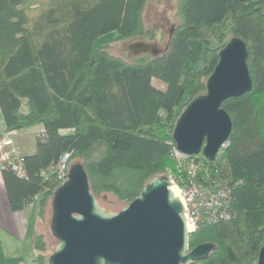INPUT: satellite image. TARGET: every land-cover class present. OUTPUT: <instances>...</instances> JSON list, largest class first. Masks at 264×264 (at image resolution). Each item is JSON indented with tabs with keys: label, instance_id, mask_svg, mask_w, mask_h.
I'll return each mask as SVG.
<instances>
[{
	"label": "trees",
	"instance_id": "trees-1",
	"mask_svg": "<svg viewBox=\"0 0 264 264\" xmlns=\"http://www.w3.org/2000/svg\"><path fill=\"white\" fill-rule=\"evenodd\" d=\"M146 1L0 0L6 131L43 127L35 153L24 155L27 177L2 171L9 206L20 211L37 200L39 226L61 184L48 169L64 154L67 171L73 161L82 165L94 196L126 205L156 176L196 184L205 196L224 189L228 218L200 220L188 251L204 243L214 248L190 264H257L264 245V0H179L166 51L131 61L111 55V45L124 40H164L144 24ZM223 21L228 40L246 44L252 89L222 102L232 128L215 159L188 155L181 168L173 129L187 104L206 93L228 41L210 48V30ZM102 36L109 38L93 51ZM31 245L38 264H47L45 236L36 234Z\"/></svg>",
	"mask_w": 264,
	"mask_h": 264
},
{
	"label": "water",
	"instance_id": "water-1",
	"mask_svg": "<svg viewBox=\"0 0 264 264\" xmlns=\"http://www.w3.org/2000/svg\"><path fill=\"white\" fill-rule=\"evenodd\" d=\"M173 28L169 31V39ZM169 46L167 42L163 51ZM127 49L137 55L157 56L154 44L134 42ZM219 61L206 82V93L193 99L176 120L172 138L185 155L200 152L213 161L231 132L228 113L221 107L228 98L250 92L245 42L231 38L218 52ZM52 236L57 240L48 264H190L205 259L210 243L188 251L182 202L170 191L167 177H152L141 194L118 213H104L92 194L80 163L68 169L67 180L51 200ZM257 264H264V245Z\"/></svg>",
	"mask_w": 264,
	"mask_h": 264
},
{
	"label": "rangeland",
	"instance_id": "rangeland-1",
	"mask_svg": "<svg viewBox=\"0 0 264 264\" xmlns=\"http://www.w3.org/2000/svg\"><path fill=\"white\" fill-rule=\"evenodd\" d=\"M178 3L179 0H147L146 1V5L143 12V20L145 26L149 29L150 28L157 29L159 33L164 34V40L159 42H151L149 44L156 45L157 48H159L161 51L164 50L168 42L170 29L172 28L174 29L175 22H173L172 20V15L177 11ZM230 37H231V33L226 21L213 25L210 30L209 47L213 49L220 47ZM107 38H109V36H102L101 38H99L97 42H95V44L93 45V51H95V49L99 47L101 42H103ZM134 42H145V40L134 38V39H128L118 43H114L109 48V53L113 56L131 61L135 57L127 49V46L131 45ZM152 83L155 87L161 89L164 88V85L157 80H153ZM36 134L38 133H35L34 135ZM183 160H184L183 158L177 159V165L180 166L181 168H183L185 164ZM72 163L73 164L77 163V161H73ZM71 165L72 164H70V166ZM168 179L169 181L171 180V178ZM62 184L63 183H61L60 185ZM170 186H176L180 191V196L182 200L184 201V203H187L184 193L181 190V186L177 185L175 181H170ZM95 199L97 201L99 209L104 213H109V214L118 213L126 206V204L118 202L114 196L109 194L95 196ZM30 208L31 209L28 212L30 216L29 219H30V223L33 226L35 225L34 227L35 231H32L30 225L29 236L27 237L28 241H30L31 239L30 237L33 234H35L36 231L37 234L42 233L45 236L49 247L48 250L46 251V255L50 257L54 247L57 245V240L52 236L50 229L51 216H52L51 202L49 205H47L45 219L41 221L42 223L40 222L39 226H38L39 221L37 222V217H36L38 211V205L36 203H33ZM29 243L30 242H26V243L24 242L22 245H20L21 246L20 249H17L19 247H17L16 249L11 248L10 250H8L7 248V251H5V255H4L5 257L3 258V262H5V264H38V262L35 260L36 253L34 252L31 243L30 245ZM48 260L49 258H47V262H46L47 264H48Z\"/></svg>",
	"mask_w": 264,
	"mask_h": 264
},
{
	"label": "built area",
	"instance_id": "built-area-1",
	"mask_svg": "<svg viewBox=\"0 0 264 264\" xmlns=\"http://www.w3.org/2000/svg\"><path fill=\"white\" fill-rule=\"evenodd\" d=\"M226 144L227 142L223 144L222 148H224ZM174 156L177 159H184L185 156L188 155L182 154L176 149ZM67 161L68 155L64 154L54 167L48 169L56 175L58 181L61 183H64L67 180ZM0 170L10 171L21 179H25L27 177L24 165V155L9 139H3L0 142ZM170 181L173 180L171 179ZM181 190L187 200V203H184L183 207L184 219L189 232L192 233L195 231L202 218L208 217L209 220L228 218V212L223 209V206L229 202L228 191L224 189H217L205 196L196 184L184 185L181 187Z\"/></svg>",
	"mask_w": 264,
	"mask_h": 264
},
{
	"label": "crops",
	"instance_id": "crops-1",
	"mask_svg": "<svg viewBox=\"0 0 264 264\" xmlns=\"http://www.w3.org/2000/svg\"><path fill=\"white\" fill-rule=\"evenodd\" d=\"M42 131L43 127L41 125H35L22 130L7 132L6 124L0 109V142L3 139L11 140L14 145L20 149L23 155L26 156L35 153V140L37 134H34H39ZM33 203L37 204V200ZM32 204L20 211L11 210L3 181V174L0 170V264H5L3 258L5 257L4 255L7 248L8 250L11 248L16 249L17 247H19L17 249H20V245L24 242L31 243V239L37 234L36 231L35 234L30 237V241H28L27 237L29 236L30 225L32 231H35V225L33 226L30 223V216L28 213Z\"/></svg>",
	"mask_w": 264,
	"mask_h": 264
},
{
	"label": "bare ground",
	"instance_id": "bare-ground-1",
	"mask_svg": "<svg viewBox=\"0 0 264 264\" xmlns=\"http://www.w3.org/2000/svg\"><path fill=\"white\" fill-rule=\"evenodd\" d=\"M170 191L174 197H176V198L179 197L178 199L182 202V204H184V201L182 200V198L180 196V191L176 186H170Z\"/></svg>",
	"mask_w": 264,
	"mask_h": 264
}]
</instances>
